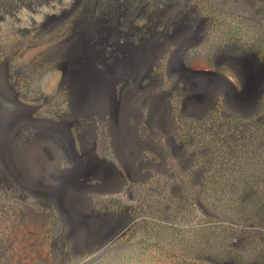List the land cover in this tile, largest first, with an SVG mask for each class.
<instances>
[{"label": "rangeland", "instance_id": "rangeland-1", "mask_svg": "<svg viewBox=\"0 0 264 264\" xmlns=\"http://www.w3.org/2000/svg\"><path fill=\"white\" fill-rule=\"evenodd\" d=\"M134 5L49 0L0 9L4 264H243L262 254L226 217L234 193L222 187L234 178L242 186L244 178L220 168L232 133H216L208 122L189 132L184 124L225 96L211 83L192 89L189 69L247 75L244 86L228 78L233 87L222 90L246 116L257 109L264 67L251 66L248 56L264 63V0ZM239 50L248 58H234ZM157 65L171 83L150 72ZM72 69L82 70L100 100L76 108ZM174 81L189 90L169 97ZM148 126L158 143L141 136H152ZM249 134L233 136L241 144ZM113 189L119 193L100 194ZM79 230L84 237L77 239ZM108 238L95 255L82 253Z\"/></svg>", "mask_w": 264, "mask_h": 264}, {"label": "trees", "instance_id": "trees-1", "mask_svg": "<svg viewBox=\"0 0 264 264\" xmlns=\"http://www.w3.org/2000/svg\"><path fill=\"white\" fill-rule=\"evenodd\" d=\"M47 1L49 0H0V9H6L13 13L16 11L18 5L23 2L36 6ZM162 2L164 0H137V5L134 6L135 8H139L140 4L148 3L153 5ZM208 123L212 124L216 133L221 131V129L232 133L228 136L230 141H232L227 147L226 159L229 161L228 163L223 162L220 164L221 170L223 172H241L244 174L241 182L242 186L237 187V179L234 178L231 183L225 184L222 187L223 189L228 186L234 193V196L229 197V202H232L234 212L226 217L244 227L240 232V236L243 237L245 243L258 242L263 246L260 257H251L243 264H264V93L254 114L241 117L235 113H226L221 107ZM197 124L198 128H196V131L200 130L203 123ZM233 133L250 134L245 137V142L238 144L235 142L237 139L233 136ZM239 138H244V136L240 135ZM247 146L251 148L246 153L243 149ZM239 191L241 193L237 195ZM203 193L204 189L201 188L198 190L197 195L200 198H204ZM250 227H257L261 230L260 232L253 233L248 230ZM0 264H4V261L1 260Z\"/></svg>", "mask_w": 264, "mask_h": 264}, {"label": "flooded vegetation", "instance_id": "flooded-vegetation-1", "mask_svg": "<svg viewBox=\"0 0 264 264\" xmlns=\"http://www.w3.org/2000/svg\"><path fill=\"white\" fill-rule=\"evenodd\" d=\"M185 51H187V53H189L190 51H189V49H185ZM235 51H233V50H231L229 53H227V56L228 57H231V56H233L232 54L234 53ZM240 52V53H239ZM169 53H172V50H170V52ZM248 55H247V51H245V50H239L238 51V55H236L234 58H239V57H242V58H246ZM248 57H250V60H251V66H255V67H257V69H263V67H264V63L262 62L263 61V59H262V57L260 56V55H258L257 53H254V54H250ZM247 57V58H248ZM221 68L222 67H218V69L217 70H219V71H221ZM152 74H154V76H155V78L157 79V80H159L160 82H161V84H162V82H163V84L164 83H168V82H170L171 83V81H168V80H166L164 77H165V75H164V73L159 69V65H157V70L155 71V69H152L151 71H150ZM222 72V71H221ZM236 72V71H235ZM223 76H225V75H223ZM227 78H229L230 80H237L240 84H242L241 83V80L237 77V75L235 74V75H233V76H227ZM179 83H178V81H174V87L172 86V88L170 87V89H169V91H168V96L169 97H173V95H174V91L173 90H175L176 92H178V93H182V92H185V91H187V90H189L188 89V87H181V88H177V85H178ZM263 84L260 86V88H259V90H258V96H257V100H256V107H258L259 106V102H260V100H261V98H262V96H263ZM223 108V110H224V112L226 111V113L228 112L229 114L230 113H232V114H236L237 116H241V117H245L246 115L241 111V110H237L238 112H236V111H234L233 109H232V107L230 106V104L228 103V101H227V99L225 98V96L223 97V96H219L218 98H216L214 101H213V103H212V105H211V107L208 109V110H205L204 111V113L201 115V116H199L198 118H195V121H193V124H191L190 122L189 123H186V124H184V128L187 130V131H189V132H193V131H196V128H198V124L197 123H205V122H208L209 120L211 121L212 119H213V117H214V115L217 113V111L219 110V108ZM171 112L173 113V111L171 110ZM255 112H256V110H255ZM254 112V113H255ZM253 113V114H254ZM173 129H174V131L175 132H178V131H180V126L177 124H174V126H173ZM151 127L150 126H148V131L152 134V136H149V135H147L146 134V132H145V130L144 131H142V137L143 138H148V137H150V139L151 140H154V137H157V133L156 132H151ZM158 139L157 140H154L153 142H156V143H158Z\"/></svg>", "mask_w": 264, "mask_h": 264}, {"label": "water", "instance_id": "water-1", "mask_svg": "<svg viewBox=\"0 0 264 264\" xmlns=\"http://www.w3.org/2000/svg\"><path fill=\"white\" fill-rule=\"evenodd\" d=\"M188 73H189V81H190L189 84H190L192 89L205 91L208 89V85L210 83L214 84L216 93L220 94L221 92H223L228 103H230L226 92L223 91L226 87H229V88L233 87L228 78H226L223 75H219L217 73H213V72H210L207 70H191V69H189ZM247 74L249 77L253 76L252 72H250V73L247 72ZM236 75L241 80V83L244 86L242 79L247 78V75H244L245 77H243L237 70H236ZM218 78L223 80L222 83H220V84L218 83ZM254 94H255V91H254ZM230 106L232 107V105H230ZM232 108L239 110L237 107H232ZM115 193H119V190L113 189V190L100 192V194H109V195L115 194ZM108 240H109V238L105 239L104 241L99 243L98 246L92 245V246L88 247L85 251H83L82 253H84V255H88V256H91L93 254L95 255L97 252H99L100 248L108 242Z\"/></svg>", "mask_w": 264, "mask_h": 264}, {"label": "bare ground", "instance_id": "bare-ground-1", "mask_svg": "<svg viewBox=\"0 0 264 264\" xmlns=\"http://www.w3.org/2000/svg\"><path fill=\"white\" fill-rule=\"evenodd\" d=\"M76 52L75 54L73 55H80V51L79 50H76L74 51ZM144 61L142 60L141 62V65L139 68H142L144 66ZM82 73V70H79V69H72L71 70V73L69 74V81L71 83V89L74 93V96H75V104H76V108L78 110H80L81 108L85 107L86 105H89L91 104L92 102L96 101L97 99H99L98 95H97V91H98V88L96 89L95 85H92V83H88L87 86H86V82H87V78L84 73ZM220 79V78H218ZM222 80V79H220ZM80 81V82H79ZM223 81V80H222ZM83 83V85H82ZM100 94V93H99ZM110 108V106H109ZM112 110V107L110 108V111ZM121 139V138H120ZM34 153H37L38 156L34 157L35 159H41V156L39 157V154L37 151H34ZM6 159H10V156L9 155H6ZM22 166H25V165H22ZM82 231H78L76 233V238L79 239V238H82L84 237V235H82L81 233Z\"/></svg>", "mask_w": 264, "mask_h": 264}]
</instances>
